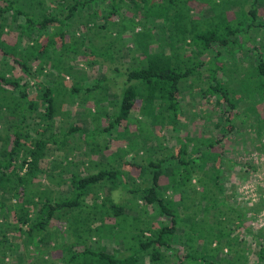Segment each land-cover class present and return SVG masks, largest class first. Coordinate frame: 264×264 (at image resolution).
<instances>
[{
	"label": "trees",
	"instance_id": "1",
	"mask_svg": "<svg viewBox=\"0 0 264 264\" xmlns=\"http://www.w3.org/2000/svg\"><path fill=\"white\" fill-rule=\"evenodd\" d=\"M186 2L0 0V114L10 122L4 128L11 129L13 135L12 146L0 160V179L14 176L10 189L19 198L20 192L26 198L23 204L18 201L14 205L18 214L13 222L26 249L30 243L35 245V252L41 245L49 249L53 238L61 245L62 264H143L145 253L158 264L162 250L171 248L176 251L173 264H248L237 229L243 225L246 228L248 217L256 218L264 199L230 205L220 180L222 157L216 150L219 139L190 132L183 135L178 127L181 93L185 88L194 90L190 77L196 76L206 82V86H198L201 96L207 101L215 96L216 104L225 106L216 126L222 120L232 126L240 118L241 129L253 128L262 138L264 116H259L256 105L264 104V35L256 31L264 33V17L258 11L264 0H211L197 15L185 6ZM246 2L249 7L244 6ZM223 8L236 9L238 19H226L221 13ZM99 14L101 22L96 20ZM110 24L116 25V36L93 43L97 36L106 37L103 31ZM122 29L127 37L121 34ZM122 38L124 45L119 44ZM248 42L252 46L246 49ZM77 44L86 55L82 59L85 65L94 64L98 56L110 62L122 60L125 79L118 92L102 84L107 80L102 71L80 68ZM223 49L229 52L225 58L221 56ZM181 51L192 55L182 57ZM248 51L247 63L241 68L243 77L233 85L225 68L231 76L233 64L243 62L241 55ZM206 52L209 65L203 71L200 65L205 61L200 55ZM12 60L22 73H13ZM114 68L118 70L119 66ZM61 69L72 78L70 96L79 94L87 100L97 88L99 105L94 116L101 112L107 123L88 128L86 122H71L66 127L53 123L62 94L56 78ZM92 75V82L85 80ZM31 90L37 96H32ZM32 115L33 126L28 121ZM131 122H135L134 130L129 128ZM159 130L168 133L162 140ZM75 133L85 144H92L85 153H94L98 158L94 161L90 157L83 171L72 173L65 167L71 173L66 193L56 195L46 187L43 190V170L37 165L42 149L51 143L67 145ZM31 138L33 145L27 155L13 165L12 158L19 156L17 146ZM114 138L125 140L123 148L129 156L117 164L108 152ZM164 140L166 144L162 145ZM141 152L144 160L135 161ZM123 164L137 166L139 173L132 175ZM24 165L27 169L21 172ZM88 166L95 170L90 171ZM117 189L129 192L130 197L115 199L111 193ZM90 192L87 204L85 198ZM9 197L3 194L1 210L7 207ZM139 201L154 206L163 217L157 228L152 229L151 223L138 226L140 220L134 214L128 219L129 210L141 206ZM107 216H112L114 222H109ZM9 217L6 211L3 219L7 224L12 223ZM56 219L66 222L62 230L66 237L61 242L63 237L53 223ZM228 222H234L233 227ZM122 226L136 241L134 247L127 244V253L118 254L114 249L89 243L95 233L99 238H117L121 245L124 237H118V232ZM175 240L183 243L182 249L174 244ZM13 242L2 233L0 255L5 254L1 249ZM257 254L264 260L263 244ZM42 261L46 264V258Z\"/></svg>",
	"mask_w": 264,
	"mask_h": 264
},
{
	"label": "rangeland",
	"instance_id": "2",
	"mask_svg": "<svg viewBox=\"0 0 264 264\" xmlns=\"http://www.w3.org/2000/svg\"><path fill=\"white\" fill-rule=\"evenodd\" d=\"M209 1L211 2V0H187L185 6H190L194 14L197 15V13L201 9H203ZM244 6L249 7V3H244ZM258 11L259 16L263 18L264 5L262 7H259ZM221 13L226 19L232 22L236 20L239 14L237 13V10L233 8H223L221 10ZM96 20L97 22H101L100 14L97 16ZM159 24H162L161 21L159 22ZM124 29H122L121 34L127 37L128 33L124 32ZM256 32L260 36L264 35V33L260 34V31ZM103 34L106 35L105 38H103L102 36H97L95 37L93 43L98 44L99 42L108 39V37L116 36V25L110 24V26L104 29ZM117 42L119 43V41ZM120 42L121 43L119 44L123 45L124 43H126L124 38H122ZM245 45L246 49H249V47L252 46L251 44H249V42ZM222 51H224L221 54L222 57H224V55L226 56L227 53H229L225 49H223ZM240 51L241 50H239V52ZM77 53L79 56L78 62L80 68L84 70L88 69L93 71H102L107 76V80H105L102 84H106L110 91L118 92L120 90V86L125 79L124 64L121 62L122 60L120 62H110L104 59L102 56H96L98 61L94 62V64L90 66L89 64L85 65L82 61L83 57L86 58V55L80 44H77ZM243 53H245V49ZM250 53L251 52L248 51L247 54L241 55L243 59H241L240 61L243 62H235L233 64L234 70H232L233 74L231 76L227 75V71L230 70L225 68V75L233 85H235V83L242 79L243 72L241 68L247 63L246 60L249 58L248 55H250ZM191 55V52L181 51L180 53V56L182 57ZM208 58V52L200 55V59L202 61H205V64L200 65L203 71H205L206 67L209 65V63L206 62ZM87 59H92L93 61L94 58L91 56H87ZM12 64L14 66L11 65L10 67H12L13 73H22L18 63L12 60ZM116 64L119 66L118 70H115L114 68ZM55 71L57 73V69H55ZM56 75V78L58 79L61 86L62 94L58 99V116L57 119L53 121V123L55 122V124H61L62 126L66 127L71 122L74 124L79 123L80 125H83V122H86L87 128L91 127V125L97 127L101 124L107 123V118L101 112L94 116V111L99 105L97 103V98L99 96V91L96 92L97 88L91 91V94L87 100H82L80 98L81 95L79 94L70 96L69 92L72 86V78L67 74L65 75L63 69L59 70L58 74ZM93 79L94 77L92 75L89 77V79L86 78L85 80H90L92 82ZM190 80L194 85V90L190 91L188 88H185V90H183L181 93L182 114H180V123L178 127L180 133L184 135L185 133L190 132L196 135H203L204 137L212 135L214 138L216 137L219 139L216 150L220 151L219 153L222 157V163L220 164V180L224 187L226 200L230 205H235L237 202L245 205L249 204L250 202L258 201L261 198L264 199V145L262 143L264 142V134L262 138L259 139L255 129H251L249 127L241 129L240 118H236L232 122V126H226L223 120L222 122H220L219 126H216L215 123L219 122L223 115V113L221 115V110L225 108L224 104H216L215 96L212 97L211 100H209L211 102L205 100L201 96L198 86H206V82L202 81L196 76L190 77ZM31 93L32 96H37L34 90H31ZM92 94L95 95V98L91 97ZM256 108L259 116H264L263 102L258 103L256 105ZM28 121L30 122V125L33 126V115L32 117L28 118ZM5 123L10 124V122L7 121L2 114H0V160L5 157V153L13 144L12 130L5 129ZM129 128L131 130H134L135 122H131L129 124ZM158 133L161 140L164 134L168 135V133L165 131L163 132V130H159ZM97 140H99L98 136ZM25 141V143L22 142L23 144L17 146V149L19 151L17 154L19 156H17L16 158H12L13 165H18L19 161H21V156L23 154L27 155L28 149L33 145V138ZM124 143L125 140L123 138H114L112 139L111 146L108 148V152L112 153V156L115 157V164L122 161V158H129V156L125 153V149L123 148ZM165 144L166 141L164 140L162 145ZM90 145L92 146V144ZM90 145L85 144L80 134L75 133L73 136L71 135L69 137L67 145L57 146L56 144L51 143L46 148L42 149V156H40V158L37 160L38 167L43 170L42 175H40V183L42 184L41 188L43 190L47 188L48 191L53 192V194L56 195H62L63 193H66L68 191L67 184L69 183L71 173L70 171L65 169V167H69V170L71 169L72 173L83 171V168L87 166V161H89L90 157H92L94 161H96V159L98 158V156L94 153H91L90 155L85 153L86 150L87 152H89L88 148ZM143 156L145 155L143 154V152H141L134 158V160L143 161ZM170 161L174 160L170 159ZM164 163L167 164V162ZM88 167L90 171L95 170V167ZM122 167L125 169L130 168L129 171L130 173H132V175H137L139 173V169L137 166L130 165L128 167L123 164ZM26 169L27 166L24 165V167L21 169V172L25 171ZM7 179L8 178H6V176L0 179V200L4 199L2 198L3 194L10 196L5 203L8 208L4 207L2 210L0 209V237L2 236V233H6L9 236V239L11 241H14L13 243L15 244H11L9 246L7 245V243L4 248L2 246L3 249L1 250L5 251V254L0 255V264H45L42 261L44 258H46V264H62V248L61 245L57 244L56 240L52 238L53 230L51 235V247L49 249H46L45 246L41 245L38 246V250L37 252H35V245L32 243L29 244L28 249L24 247L22 240L19 238V231H16L13 228V222H15V216H17L18 214L14 205H16L18 201L24 203L26 198L25 196H21V192L19 194V198L13 193V190L10 189V185L14 182L15 177L11 176L8 180ZM20 189L21 191H23L21 187ZM100 193L103 194V191H101ZM91 194L92 193L90 192L85 198L87 204L89 203L88 197H92ZM111 194H113L114 198L117 200L130 197L129 192H124L120 189L114 190ZM139 204L141 206H134L135 209L129 210L128 219H132V217L135 215V217H138V220H140V224L137 223L138 226L145 227L149 226V224L151 223L152 229L157 228L158 225H160V223L162 222L163 217L158 215L157 209L154 206L142 203L140 201ZM26 206L28 207V205ZM29 206L33 208L32 204H30ZM4 210L9 213L10 217L8 219L12 223L7 224L8 222L4 221L3 216L6 213V211ZM231 214L233 216L234 212H230V215ZM248 218V221H244L246 228H244L243 225L242 227L240 226L237 229V232L240 236H242L243 243L246 247V261L248 264H263L264 260H261V258L257 254V250L259 249L261 244L264 245V204L262 209L258 211L256 218ZM107 220L109 222H114V218L112 216H107ZM53 223L56 226L57 231L59 230L60 235H62V230L66 229V222H62V220L56 219ZM228 224L229 227H233L234 222H228ZM126 229V226H122L121 232H118L120 233V236L118 237H124L121 245L119 244V242H117V238H112V236H104L99 238L95 233H93V235L90 237L89 243L94 246L99 244L100 247H104L108 250L114 249L118 254L127 253L129 251V247H127V244L131 243L134 247L136 245V241L133 240V237L131 238L130 232ZM132 230L133 228L131 227V231ZM84 233L86 235H89L87 230H84ZM144 233L148 234V231L145 230ZM62 237L63 238L58 237L60 238L59 242H61L62 239L66 237V235L63 234ZM16 241L19 243V245L16 244ZM174 244H176L179 249L183 248V243H181L179 240H175ZM173 251L174 250L172 248L162 250L160 262L158 264H173L175 257L174 253L176 252ZM142 259L143 264H154L150 261L149 255L146 253L145 255H143Z\"/></svg>",
	"mask_w": 264,
	"mask_h": 264
}]
</instances>
